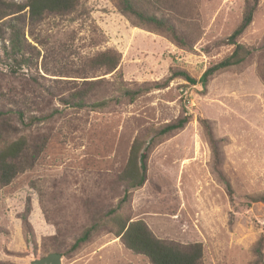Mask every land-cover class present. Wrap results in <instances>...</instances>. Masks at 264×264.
Listing matches in <instances>:
<instances>
[{
	"label": "rangeland",
	"instance_id": "374dc122",
	"mask_svg": "<svg viewBox=\"0 0 264 264\" xmlns=\"http://www.w3.org/2000/svg\"><path fill=\"white\" fill-rule=\"evenodd\" d=\"M79 1L71 14L35 21L28 8L19 11L26 0H0V12L9 14L0 23L17 17L24 33L23 52L13 55L12 30L2 29L0 110L56 112L30 132L20 129L16 115L0 117L4 133L19 128L8 139L25 133L34 145L37 136L47 138L32 166L10 184L0 183V261L32 264L58 252L61 264H151L125 246L115 220L68 250L123 196L119 176L136 137L188 115L183 129L156 146L147 180L123 212L145 221L158 238L201 243L204 264H264V202L250 200L264 193V0H145L147 12L171 19L185 44L140 23L120 0ZM247 5L255 8L253 21L238 40L256 50L246 61L217 72L205 89L174 77L183 70L199 79L229 56V36ZM108 49L122 55L118 73L90 70L89 59ZM120 79L131 87L167 86L105 108L77 109L63 101L91 80L107 87L101 94L116 97L107 84ZM201 119L220 141L219 166Z\"/></svg>",
	"mask_w": 264,
	"mask_h": 264
},
{
	"label": "trees",
	"instance_id": "16d2710c",
	"mask_svg": "<svg viewBox=\"0 0 264 264\" xmlns=\"http://www.w3.org/2000/svg\"><path fill=\"white\" fill-rule=\"evenodd\" d=\"M144 2L145 0H120L123 10L138 19L140 23L162 29L178 42L185 44V37L179 33L178 27L171 19L147 12L143 5ZM79 3V0H26L24 4L19 6V11L28 8L32 20L38 21L47 15L71 14L77 9ZM0 7L2 8V6ZM254 11V6L247 5L241 23L229 36L228 43L234 46V50L229 56L208 67L199 79L194 78L183 70L174 72V77H183L191 84H201L202 88L205 89L210 78L217 72L240 65L246 61L256 48L248 47L240 43L238 39L252 23ZM8 15L6 12L1 11L0 21ZM17 19L15 17L0 23V48L5 46L2 29L3 27H7L13 33L9 39L11 47H13V50L10 52L13 55H20L23 52L24 33ZM121 60V53L114 49H108L90 58L88 67L92 71H103L106 74L115 72L114 74H116L119 71ZM83 84L81 89L73 92L68 98L63 100L65 104L73 108L83 109L85 107L105 108L113 100L118 101V99L134 103L138 98L152 91V89L167 86V83H147L131 87L126 85L122 79L117 82L115 80L112 81V84L111 82L107 84L113 85L116 88L115 91L118 95L112 98L101 94L107 87L102 86L103 83L100 80L84 81ZM5 114L16 115L21 127L20 129L30 132L41 122L51 119L56 112L53 111L44 115H27L20 108H10L6 112L0 110V117L5 116ZM189 119L188 115H183L173 122L153 128L150 130L151 134H142L136 137L132 144L126 167L119 176L120 182L124 185L123 196L115 207L110 208L102 218L93 222L74 240L68 252L76 251L82 245L89 242L106 225L107 220L112 222L115 220V233L121 237L125 246L133 253L146 257L151 264H204L203 245L201 243L185 245L158 238L145 221L132 220L123 212L124 208L130 203L132 193L145 184L148 176L149 160L156 146L165 136L183 129L189 122ZM200 121L204 125L210 140L214 162L216 166H219L221 164L220 141L214 137L210 121L206 119H201ZM10 127L6 128L5 133L0 130V183L3 185L10 184L19 173L32 166L38 155L43 151L42 148H44L47 141L46 137L39 135L34 139L37 141L39 138L40 143L34 142L36 144L31 145L25 133H22L18 138L8 139L10 133L19 129L16 125ZM219 176L226 184L228 194L232 198L234 191L229 180L221 172ZM250 200L251 202H264V193L251 196ZM109 231H112V227L109 228ZM258 252L262 254V249L260 250L259 248ZM0 264L13 263H3L0 261Z\"/></svg>",
	"mask_w": 264,
	"mask_h": 264
},
{
	"label": "water",
	"instance_id": "95a60500",
	"mask_svg": "<svg viewBox=\"0 0 264 264\" xmlns=\"http://www.w3.org/2000/svg\"><path fill=\"white\" fill-rule=\"evenodd\" d=\"M62 255L60 253H51L48 256L36 259L32 264H61Z\"/></svg>",
	"mask_w": 264,
	"mask_h": 264
}]
</instances>
